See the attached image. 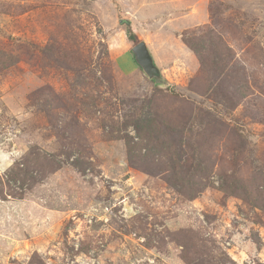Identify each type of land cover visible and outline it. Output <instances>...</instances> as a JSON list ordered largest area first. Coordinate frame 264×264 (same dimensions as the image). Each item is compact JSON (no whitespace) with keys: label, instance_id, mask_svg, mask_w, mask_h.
<instances>
[{"label":"rangeland","instance_id":"obj_1","mask_svg":"<svg viewBox=\"0 0 264 264\" xmlns=\"http://www.w3.org/2000/svg\"><path fill=\"white\" fill-rule=\"evenodd\" d=\"M0 264H264V0H0Z\"/></svg>","mask_w":264,"mask_h":264},{"label":"water","instance_id":"obj_2","mask_svg":"<svg viewBox=\"0 0 264 264\" xmlns=\"http://www.w3.org/2000/svg\"><path fill=\"white\" fill-rule=\"evenodd\" d=\"M135 59L139 66L142 68L145 75L153 80L156 84L161 83V72L158 66H156L154 58L145 41L137 43L132 49Z\"/></svg>","mask_w":264,"mask_h":264},{"label":"trees","instance_id":"obj_3","mask_svg":"<svg viewBox=\"0 0 264 264\" xmlns=\"http://www.w3.org/2000/svg\"><path fill=\"white\" fill-rule=\"evenodd\" d=\"M128 23H129V22H127V24H128ZM128 35H129L128 38H129L130 43H131L132 45L135 46L137 43L140 42V40L138 39L137 35H136L134 32H132L131 29L128 30ZM194 49L197 50V48H194Z\"/></svg>","mask_w":264,"mask_h":264}]
</instances>
